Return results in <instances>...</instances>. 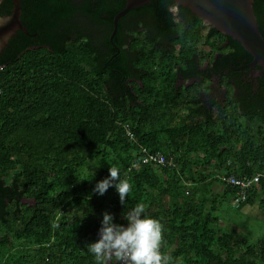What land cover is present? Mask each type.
Returning <instances> with one entry per match:
<instances>
[{
    "label": "trees",
    "instance_id": "trees-1",
    "mask_svg": "<svg viewBox=\"0 0 264 264\" xmlns=\"http://www.w3.org/2000/svg\"><path fill=\"white\" fill-rule=\"evenodd\" d=\"M125 3L21 0L29 34L0 56V264H95L87 243L103 213L126 224L138 202L161 220L175 264H264V238L218 234L209 190L223 184L234 199L218 176L261 174L247 201L264 209V72L255 84L238 70L253 58L241 43L173 0L122 17L117 48L109 38ZM253 7L264 37V0ZM11 8L4 0L0 15ZM140 145L175 165L133 166ZM92 160L96 175L81 180ZM110 166L132 185L125 203L114 186L93 190Z\"/></svg>",
    "mask_w": 264,
    "mask_h": 264
},
{
    "label": "clouds",
    "instance_id": "clouds-1",
    "mask_svg": "<svg viewBox=\"0 0 264 264\" xmlns=\"http://www.w3.org/2000/svg\"><path fill=\"white\" fill-rule=\"evenodd\" d=\"M110 186L125 203L132 185L121 177L120 169L110 166L109 175L99 180L94 191L103 194ZM127 224L117 223L113 213H103L98 239L87 243L95 264H175L171 255L162 251L164 228L160 219L146 213L144 203H136L123 213Z\"/></svg>",
    "mask_w": 264,
    "mask_h": 264
},
{
    "label": "water",
    "instance_id": "water-1",
    "mask_svg": "<svg viewBox=\"0 0 264 264\" xmlns=\"http://www.w3.org/2000/svg\"><path fill=\"white\" fill-rule=\"evenodd\" d=\"M4 0H0V6ZM151 0H126L125 7L113 18V31L110 43L117 47L114 37L119 28V21L129 11L148 4ZM176 6L189 8L205 26H211L219 32L231 36L252 55V60L241 66L251 70V77L261 76L264 72V37L259 29L254 12V0H173ZM9 14L0 15V56L10 40L23 31L29 34L21 20V0H11ZM127 224V223H126ZM125 224V225H126ZM211 264H220L214 261Z\"/></svg>",
    "mask_w": 264,
    "mask_h": 264
},
{
    "label": "rangeland",
    "instance_id": "rangeland-1",
    "mask_svg": "<svg viewBox=\"0 0 264 264\" xmlns=\"http://www.w3.org/2000/svg\"><path fill=\"white\" fill-rule=\"evenodd\" d=\"M173 11L176 13L174 7ZM206 53H208V50ZM182 85L193 86L194 83L192 81H184ZM202 86L205 87L206 85ZM192 90L194 91L195 88H192ZM260 126L261 124L257 121L251 124V127L254 129H259ZM97 167L95 160L90 161L88 166L80 173V179L86 178L89 174L95 176ZM218 188L219 187H217V189ZM258 201L259 200L255 203L247 201L242 204H237L234 202L233 196L228 198V200L220 201L217 209L212 211L213 215L217 218L213 226L216 228L218 234L222 235L225 232L234 231L252 242H258L259 239L264 238V209H262ZM23 202L29 205L33 203V201L29 199H24ZM206 205L204 210H206V212L211 211L212 204L207 202ZM167 254H170L169 251Z\"/></svg>",
    "mask_w": 264,
    "mask_h": 264
},
{
    "label": "built area",
    "instance_id": "built-area-1",
    "mask_svg": "<svg viewBox=\"0 0 264 264\" xmlns=\"http://www.w3.org/2000/svg\"><path fill=\"white\" fill-rule=\"evenodd\" d=\"M124 128L126 130V133L130 139V141L137 143L136 137L134 132L131 130L129 124H125ZM139 152L140 157L139 161L134 164L133 166H137L140 163L144 164H152L155 166L165 165V164H171L175 165V163L172 160H168L164 154L161 152H152L148 150L146 147L140 145L139 146ZM220 179L225 182V184L232 185L237 187V195L234 198V202L237 204H242L244 202H247L250 194V190L258 184L261 174H255L252 176H237L234 174H230L228 176L222 175L218 176ZM189 185V184H187ZM188 194V192H186Z\"/></svg>",
    "mask_w": 264,
    "mask_h": 264
},
{
    "label": "crops",
    "instance_id": "crops-1",
    "mask_svg": "<svg viewBox=\"0 0 264 264\" xmlns=\"http://www.w3.org/2000/svg\"><path fill=\"white\" fill-rule=\"evenodd\" d=\"M217 187H219V188L217 189ZM209 190L211 192L213 191L215 195H218L220 198V201H225V200H228V198L232 197V196L231 197L230 196L229 197L222 196L223 192L225 191V187L223 184H220V183H217V184L215 183L214 185H211Z\"/></svg>",
    "mask_w": 264,
    "mask_h": 264
},
{
    "label": "flooded vegetation",
    "instance_id": "flooded-vegetation-1",
    "mask_svg": "<svg viewBox=\"0 0 264 264\" xmlns=\"http://www.w3.org/2000/svg\"><path fill=\"white\" fill-rule=\"evenodd\" d=\"M3 3V2H2ZM2 5V4H1ZM1 7V6H0ZM11 10V9H10ZM34 35H36V34H34ZM251 61V60H250ZM248 62H246V63H244V64H242V65H240L239 67H238V70H244V69H248L249 70V77L251 78V79H253L252 77H251V70L249 69V68H246V67H243V68H240L241 66H244L245 64H247ZM233 68V67H232ZM225 72H228V69L226 68V69H224V71L222 72L221 71V75L222 74H224ZM214 73V72H213ZM256 78V77H255ZM254 78V80H255V84H256V79ZM214 79L215 80H217V82L219 81L215 76H214ZM180 261V260H179ZM215 260H213V261H211L210 262V264L212 263V262H214Z\"/></svg>",
    "mask_w": 264,
    "mask_h": 264
}]
</instances>
